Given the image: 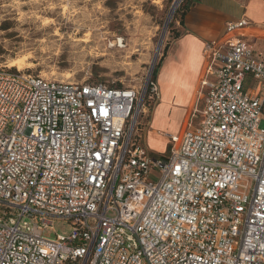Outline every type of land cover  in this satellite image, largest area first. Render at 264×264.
I'll return each mask as SVG.
<instances>
[{"label":"built area","instance_id":"obj_1","mask_svg":"<svg viewBox=\"0 0 264 264\" xmlns=\"http://www.w3.org/2000/svg\"><path fill=\"white\" fill-rule=\"evenodd\" d=\"M250 25L205 42L214 80L166 157L145 142L156 80L0 63V264H264V56ZM56 220L69 232L44 236Z\"/></svg>","mask_w":264,"mask_h":264},{"label":"rangeland","instance_id":"obj_2","mask_svg":"<svg viewBox=\"0 0 264 264\" xmlns=\"http://www.w3.org/2000/svg\"><path fill=\"white\" fill-rule=\"evenodd\" d=\"M190 1L0 0V63L26 57L21 70L48 79L139 88L156 80ZM53 225L44 236L69 232L63 220Z\"/></svg>","mask_w":264,"mask_h":264},{"label":"crops","instance_id":"obj_3","mask_svg":"<svg viewBox=\"0 0 264 264\" xmlns=\"http://www.w3.org/2000/svg\"><path fill=\"white\" fill-rule=\"evenodd\" d=\"M243 17L251 22L246 29L249 40L264 56V0H191L188 3L178 21L177 34L155 72L159 97L145 134L153 157L169 155V136L182 133L195 111L192 122L197 124L203 94L208 90L201 81L214 80V76L205 75V42L220 39L226 23Z\"/></svg>","mask_w":264,"mask_h":264},{"label":"bare ground","instance_id":"obj_4","mask_svg":"<svg viewBox=\"0 0 264 264\" xmlns=\"http://www.w3.org/2000/svg\"><path fill=\"white\" fill-rule=\"evenodd\" d=\"M47 20V19H46ZM45 20V22H47L48 23V21H46ZM89 37H90V33H88L86 36H85V39H83V41H87V39H89ZM117 42V44L119 45V46H123V40L120 38L118 41H116ZM112 43H114V42H112ZM117 47V46H116ZM27 60H29L28 58H22V60H15V61H13V62H11L10 64H7L9 67H16V68H18V69H22L23 67H24V64L26 63V61Z\"/></svg>","mask_w":264,"mask_h":264}]
</instances>
